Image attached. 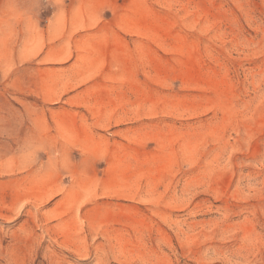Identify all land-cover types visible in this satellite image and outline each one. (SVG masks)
<instances>
[{
    "label": "rangeland",
    "instance_id": "rangeland-1",
    "mask_svg": "<svg viewBox=\"0 0 264 264\" xmlns=\"http://www.w3.org/2000/svg\"><path fill=\"white\" fill-rule=\"evenodd\" d=\"M0 114V264H264V0H0Z\"/></svg>",
    "mask_w": 264,
    "mask_h": 264
},
{
    "label": "crops",
    "instance_id": "crops-1",
    "mask_svg": "<svg viewBox=\"0 0 264 264\" xmlns=\"http://www.w3.org/2000/svg\"><path fill=\"white\" fill-rule=\"evenodd\" d=\"M0 116H1V114H0ZM10 116H11V114H8V117H10ZM0 122H1V121H0ZM5 122H6V123H10V121H9V120H7V121H4L3 123H5ZM30 155H33V153H31ZM30 155H29V156H30ZM26 162H27V165H29L30 163H34V162H35V160L27 159V161H26ZM27 165H26V166H27Z\"/></svg>",
    "mask_w": 264,
    "mask_h": 264
}]
</instances>
